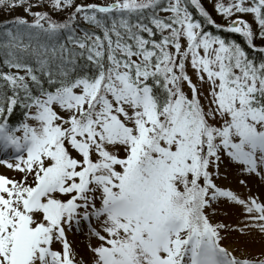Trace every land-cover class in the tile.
I'll list each match as a JSON object with an SVG mask.
<instances>
[{
    "label": "snow or ice",
    "instance_id": "obj_1",
    "mask_svg": "<svg viewBox=\"0 0 264 264\" xmlns=\"http://www.w3.org/2000/svg\"><path fill=\"white\" fill-rule=\"evenodd\" d=\"M15 8L32 20L0 29V146L15 152L0 163L20 174H0V264H85L66 228L93 219L91 264H264L225 247L207 213L228 200L241 234H264V203L213 180L225 157L264 171V60L205 28L264 53V0H217L226 26L201 0H0Z\"/></svg>",
    "mask_w": 264,
    "mask_h": 264
},
{
    "label": "rangeland",
    "instance_id": "obj_2",
    "mask_svg": "<svg viewBox=\"0 0 264 264\" xmlns=\"http://www.w3.org/2000/svg\"><path fill=\"white\" fill-rule=\"evenodd\" d=\"M217 0H201L205 9L209 12L212 19L217 23L226 26V20L223 19L215 10L214 4ZM227 3V0H224ZM249 23L253 18L251 15H244ZM255 28L256 25L253 24ZM260 42L264 46V42L258 38L254 43ZM188 73L192 77L193 83L201 90V103L206 104L204 97L207 96V85H201L192 69L188 68ZM185 91L190 92L185 86ZM25 121V120H24ZM35 126V121H27ZM20 135V133H17ZM0 160H5L9 163L15 162V152L12 149L4 150L0 146ZM244 166L236 162L230 161L226 157L219 168V175H213L214 183L225 190H231L239 198L249 200L252 198L257 199L258 202L264 203V171L257 173H248L243 170ZM0 174L6 175L10 178L19 179L20 174L8 169L5 164L0 163ZM210 221L213 224L226 225L227 228L222 231L225 239L222 244L227 247L233 254L238 257H258L264 252V234H261L256 229H250L246 234H241L237 229L243 228L246 221V213L244 209L233 202L225 199L213 204V207L207 210ZM100 230L97 222L93 219L91 222L81 220L79 224L73 223L71 229L66 228V236L71 246L73 255L77 260H83L85 264H91L92 253L90 247L97 246L100 242L92 235V229ZM55 250H60L61 245L56 243Z\"/></svg>",
    "mask_w": 264,
    "mask_h": 264
},
{
    "label": "trees",
    "instance_id": "obj_3",
    "mask_svg": "<svg viewBox=\"0 0 264 264\" xmlns=\"http://www.w3.org/2000/svg\"><path fill=\"white\" fill-rule=\"evenodd\" d=\"M31 2L35 3V0H31ZM80 2L81 0H77V3H80ZM85 2H93V0H85ZM41 10L49 11V9L46 6H41L39 8L37 7L33 8V11H41ZM190 10L193 11L194 18L201 19V20L203 19L202 17L199 16L198 13L195 12L194 9H190ZM50 14L53 16L54 19L58 21H62L66 16V13H63V12L50 13ZM16 17H24L28 19L29 22H31L32 20V17L26 14L23 8H15L11 11H9L8 9L0 10V29H3L6 25L11 27ZM217 24H220V23H217ZM220 25H223V24H220ZM205 28L206 30L213 32V34L221 35L226 40H235L237 43H240L241 46L244 47L245 50L249 53L250 58H253L257 62L264 60V53H261L259 51H254L253 49L248 48L244 38L241 35L236 34V33L222 32L212 27L211 25H207V24L205 25ZM2 39L3 37H0V40ZM254 44L257 45L258 47L263 46L260 42L254 43ZM24 113H25V110L17 106L9 118V124L13 127L18 126L21 122L25 120Z\"/></svg>",
    "mask_w": 264,
    "mask_h": 264
}]
</instances>
